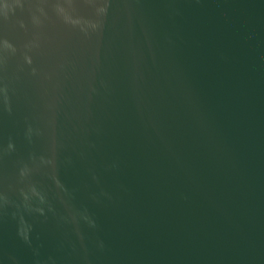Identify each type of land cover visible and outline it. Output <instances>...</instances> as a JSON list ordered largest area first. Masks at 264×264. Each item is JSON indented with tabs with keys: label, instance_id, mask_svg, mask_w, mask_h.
<instances>
[{
	"label": "water",
	"instance_id": "95a60500",
	"mask_svg": "<svg viewBox=\"0 0 264 264\" xmlns=\"http://www.w3.org/2000/svg\"><path fill=\"white\" fill-rule=\"evenodd\" d=\"M0 264H264V0H0Z\"/></svg>",
	"mask_w": 264,
	"mask_h": 264
}]
</instances>
